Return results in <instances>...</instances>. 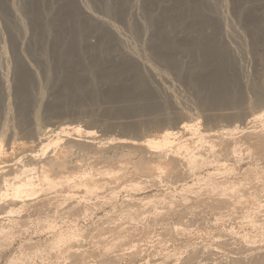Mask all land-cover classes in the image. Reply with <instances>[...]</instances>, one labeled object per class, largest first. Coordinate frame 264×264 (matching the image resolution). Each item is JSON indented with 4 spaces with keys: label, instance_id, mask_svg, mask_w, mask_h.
I'll list each match as a JSON object with an SVG mask.
<instances>
[{
    "label": "rangeland",
    "instance_id": "374dc122",
    "mask_svg": "<svg viewBox=\"0 0 264 264\" xmlns=\"http://www.w3.org/2000/svg\"><path fill=\"white\" fill-rule=\"evenodd\" d=\"M204 2L215 6L213 36L224 19L222 41L232 47L214 39L200 57L186 51L180 73L168 56L169 20L186 13V4ZM105 34L119 39L117 49L108 48ZM55 41L70 43L64 50ZM91 43L95 50L86 48ZM4 50L0 137L10 153L0 171L40 153V132L61 135L69 172L88 166L118 172L84 198L81 190L46 194L18 213L1 203L0 264H264V148L247 149L263 128L253 119L264 109V0H0ZM16 57L28 74L18 86ZM230 92L241 98L237 104ZM233 111L240 116L215 115ZM180 114L195 118L206 140L230 138L237 126L236 155L215 147L203 167L177 163L171 172H142L141 165L167 159L148 150L146 139L167 128L196 138L174 125ZM208 171L242 191L205 187ZM61 232L76 237L54 245Z\"/></svg>",
    "mask_w": 264,
    "mask_h": 264
},
{
    "label": "bare ground",
    "instance_id": "6f19581e",
    "mask_svg": "<svg viewBox=\"0 0 264 264\" xmlns=\"http://www.w3.org/2000/svg\"><path fill=\"white\" fill-rule=\"evenodd\" d=\"M204 3L201 4L200 6H196V5L194 6L191 3H188V4H186L187 7H185L186 13H183L180 16V18L179 17H177L176 19L170 18V20H169L168 35H167V39H166V44H167V49H168V54H169L168 56H169V60L171 62H174L173 64L176 65V69L178 68L177 70L180 73L182 72L183 66L179 63L180 60H178V59H179V56H182V54L186 53V51L192 52L193 53L192 56L200 57L202 55V53L200 52L202 50V48H204V47L208 48L209 46L214 45L212 43V40H214V39L216 40V42L219 39L220 43L223 44L227 48L232 47V45L230 46L227 42L224 43L222 41L223 36H224V38H227L226 37L227 33L225 31L227 29L224 30V28H223V24L225 23L224 19H222V23L220 22L219 35L213 36V31H211V28H213L214 26H212L211 25L212 23H210L209 14L212 15V12L215 10V6L210 4L209 2H204ZM227 25L228 24H226V26ZM45 28H46V25H44V29ZM45 32H46V30H45ZM105 36H106L105 39H107L106 42L109 44L108 48H114V47L116 48L117 46H119V39H117L115 37H111L110 34L109 35L105 34ZM114 36H115V34H114ZM116 37H118V36H116ZM238 38L240 39L239 35L237 37V40H238ZM237 42H239V40ZM69 43L67 41H63V42L55 41V45L58 48L61 46L60 49L64 48V50L67 49V47L69 46L68 45ZM57 44H60V45H57ZM73 44H75V42ZM217 44H219V43L217 42ZM78 46L79 45L76 43L75 50L78 48ZM233 46H234V44H233ZM86 48L88 50H91V49L95 50L96 45H92V43H91ZM240 48L238 47L237 50ZM81 50H83L82 47H81ZM18 54H20V53H18ZM125 54H127V53H125ZM4 56H5V50L0 51V58H4ZM20 56H21V54H20ZM59 56H61V55L59 54ZM177 63H178V65H177ZM24 68H26L24 60H21V58L16 57V60L13 63V72L15 73V77H16L15 79H17V86L20 84V82H21V84L24 83L25 78L28 75L26 73V71L24 70ZM1 69L2 68L0 65V103H2L1 100L3 99V92L5 91L4 88H8V87H6V84H5V83H7V82H5L6 78H7V77H5L6 74L3 73ZM18 90H19V88H18ZM225 91H226V89H225ZM18 93L23 94L24 92L18 91ZM227 95L228 94H226V96ZM230 95H232L234 98L235 97L239 98L238 95L234 96L235 94L233 92ZM230 95H228V96L230 97ZM228 96H227V99H229ZM257 97H259V96H257ZM238 98H235L234 100L231 98V101L234 102V104H235L237 101H239L241 99V98H239V99ZM261 101H262L261 103H263V100H261ZM222 102L224 103L225 101H221V103ZM258 102H260V101H258ZM262 105H264V104H262ZM124 110H126V109H124ZM180 113H182V112H180ZM178 114H176V115H178ZM204 114H205V112H204ZM215 115H216V117L220 116L218 118H221V117L222 118L223 117H226V118L236 117L237 118L238 116H240V112H234L233 111V112H229V113L228 112L227 113H220V114L218 113ZM20 116H22V115H20ZM210 117H208V119ZM22 118H23V116H22ZM176 119H177V122L174 125H176L178 123L179 124L178 128H180V130L192 131L193 134L196 135V138L195 139H192V138H184L183 139V138H180L179 136H178L179 137L178 138L176 135H177V133H179V130L174 131V130H171V128H167L163 131V133L161 135H159L157 137H150V138L146 139L144 141V146H146V148L148 150H150L151 152L157 153V155L161 158H167V159H164V161L156 162L155 164H143V165H141L140 170H142V172H148V173H151L153 171H158L160 173L171 172L175 169L177 163L178 164L179 163H186L192 167H198V168L203 167L208 162V158L206 157V154L210 151H213V149H215V147L218 148L217 151L219 152V154H222L225 157L230 156V155L235 156L236 153L238 152V142L236 141V138L233 137V134H235L233 132L235 131V129H238L237 126H235L233 129L229 130L227 133L225 132L227 135L230 136V138H227L226 136L224 137L223 136L224 133H223L222 135L215 137L216 140H206L208 137H206L201 131H199L198 130L199 128L197 129L196 123L192 122V120L195 118H193L191 120V118L187 114H180V116L177 117ZM212 120H214V119H212ZM253 120L262 123L263 128H262L261 132H258L257 140H256V142H254L255 144L252 143V145L251 146L249 145L247 147V149H249L253 153H257L261 148L262 149L264 148V109H262L254 117ZM25 121H26V119H25ZM195 121H196V119H195ZM216 122H217V120H216ZM228 125H230V124H228ZM72 129H74L77 132V134L81 133V135H82L83 130L81 129L80 126L76 125ZM34 131H36V130H34ZM31 133H32V131H31ZM85 133L92 135L93 131H86L85 130ZM85 133H83V134H85ZM45 134L46 133H40V132H38L36 134L37 135L36 136L37 144L40 146V153H37V154L35 153L34 155L32 154V158L30 160H27V161H24L23 159L20 158L18 160L19 166H16V168H14V169L9 168L7 170H1L0 171V204L1 203L5 204L6 201L9 202V203H7V209H8L9 213L20 212L21 210H23V208L25 206H27V204L30 201H32L33 199L40 197L42 195H46V194H53L54 197H57L60 195L61 192H66L67 193L66 197H69V196H73L75 193H77L78 192L77 190H81L82 194H83L82 197L84 198V197H86V195L96 193L100 188L103 187V184L105 183L102 181V180H104L103 178H107L109 176H116L117 175L118 170L100 169V168L94 169L91 166L80 168L77 171L69 172L67 170L68 161L66 160V157H67V154L69 153V151H68L66 145L62 146L66 142L61 145L62 137L59 133L55 134L54 136L49 135L48 137H44ZM81 135H79V136H81ZM1 137H0V160L2 158L6 157L7 155H9V153H10V151H8L9 147L5 148V145L3 144V138H1ZM255 137H256V135H255ZM73 144H75V143H73ZM73 144H72V146H73ZM249 144H251V143H249ZM67 145H68V143H67ZM205 145L207 146L206 148L203 147ZM52 146L54 148L51 150V153L47 154L46 153L47 149L49 147H52ZM90 146H88V147H90ZM68 147H70V146L68 145ZM70 149H71V147H70ZM204 149H206V152L203 151ZM34 152H36V150ZM0 163H3V162L0 161ZM0 169H3V168L0 167ZM133 170H139L138 165H136V166L133 165ZM232 170H233V168H229V171H232ZM251 171H252V169H251ZM215 175H216V173L208 171L207 175L203 176V177H206L204 180L205 185H206L205 187H207L211 190H216V189L220 188V185H222L223 186L222 194H224V195H229L231 193H238V192L242 191V189L238 186V184L235 181H230L227 184H225V183L223 184L222 182L217 180ZM225 198H227V197H225ZM146 201L151 202L152 199L149 198ZM17 204H20V206L16 207ZM223 204H225V203H223ZM5 205H3V206H5ZM226 205H227V203H226ZM84 208L86 209V205H84ZM255 214H257V213H255ZM254 221H256V220H254ZM252 222H253V220H252ZM262 224L264 225V219L262 220ZM262 227H264V226H262ZM75 237H76V234H73L70 232H61L60 234H58L57 241L54 243V245H58V244L61 245L63 243L69 242V241L73 240ZM261 260L264 261V259H261Z\"/></svg>",
    "mask_w": 264,
    "mask_h": 264
}]
</instances>
